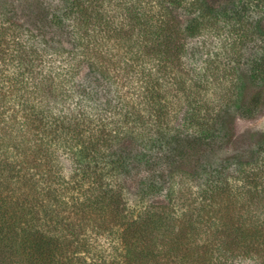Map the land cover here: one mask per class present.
Instances as JSON below:
<instances>
[{
    "label": "trees",
    "instance_id": "trees-1",
    "mask_svg": "<svg viewBox=\"0 0 264 264\" xmlns=\"http://www.w3.org/2000/svg\"><path fill=\"white\" fill-rule=\"evenodd\" d=\"M223 31L224 69L185 74L187 41ZM263 105L264 0H0V264H264V139L210 157L223 110ZM153 154L169 175L129 201Z\"/></svg>",
    "mask_w": 264,
    "mask_h": 264
},
{
    "label": "rangeland",
    "instance_id": "rangeland-1",
    "mask_svg": "<svg viewBox=\"0 0 264 264\" xmlns=\"http://www.w3.org/2000/svg\"><path fill=\"white\" fill-rule=\"evenodd\" d=\"M180 19L184 22L187 20L184 15H181ZM231 45V37L226 31L221 32L219 35H206L195 39H189L187 41L186 56L184 59L185 74L186 72H189L191 73L190 75L193 76L199 69L209 68L210 74L213 72L215 75H218L219 71L223 70L228 62L227 55ZM86 71L87 69L85 68L80 73L81 78L87 73ZM219 90L220 89L217 88L209 91L212 102L214 101L216 94H218L216 92ZM221 94L226 96V93ZM176 108L177 109L174 110L175 114L173 113L172 115V117H174L171 122L172 134L179 132L182 133V131L184 132L185 130L187 115L186 108L182 105H176ZM223 111L224 122L222 124L219 123L217 131L219 138L222 137L224 141L223 143L220 142V145L215 148L216 151L210 153V157L234 158L237 155L245 154L252 150L257 143L264 139V105L261 112L256 117L247 119L240 117L234 109ZM204 152L207 154L208 149L199 148V152L195 148L194 151L178 150L175 154L174 160L183 162L186 170L191 172L197 165V162L202 159L201 155L202 153L204 155ZM156 157L158 158V154H153L152 158H150L154 163L152 167H149L146 164L133 166L130 172L121 178L124 194L129 201L136 198L140 181L144 177H147L148 172L153 171L156 175L162 174L166 177L169 175V165H167V162L165 160L157 159ZM62 163L66 174H68L70 171V163L64 156L62 157ZM197 175L202 176L203 172L199 170ZM157 200L161 202L163 199L158 198ZM100 241L103 244L105 242L103 239Z\"/></svg>",
    "mask_w": 264,
    "mask_h": 264
}]
</instances>
